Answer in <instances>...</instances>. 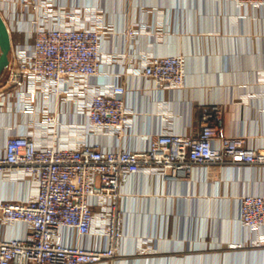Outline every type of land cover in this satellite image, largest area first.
I'll list each match as a JSON object with an SVG mask.
<instances>
[{
    "label": "built area",
    "instance_id": "built-area-1",
    "mask_svg": "<svg viewBox=\"0 0 264 264\" xmlns=\"http://www.w3.org/2000/svg\"><path fill=\"white\" fill-rule=\"evenodd\" d=\"M234 1L264 6V0ZM82 10L56 0H0L6 22L12 17L31 24L25 31L18 29L25 32L24 42L12 38L0 109L17 104L36 117L28 131L6 138L0 154L2 177L30 178L36 186L28 199L0 201V223H24L26 228L21 237H0V264H95L113 259L124 236L121 185L133 174L146 171L172 179L190 175L197 166L264 165V144L222 132L224 107L216 102L196 106L189 131L165 125L143 149H108L90 141L91 135L126 133L133 112L126 106L123 82L98 80L102 64L123 59L102 51L103 39L114 28L100 20L97 11ZM146 30L147 25L137 23L124 32L134 37ZM128 73L142 75L160 89L181 88L185 57L145 54L138 65L130 64ZM261 81L264 84V77ZM68 101L87 116V124L61 129L57 104ZM240 220L254 231V243L264 245V195H242ZM64 228L98 235L104 244L68 243Z\"/></svg>",
    "mask_w": 264,
    "mask_h": 264
},
{
    "label": "crops",
    "instance_id": "crops-1",
    "mask_svg": "<svg viewBox=\"0 0 264 264\" xmlns=\"http://www.w3.org/2000/svg\"><path fill=\"white\" fill-rule=\"evenodd\" d=\"M56 2L97 11L114 28L102 41L103 53L123 57L102 64L98 80L126 85L131 126L123 135H91L90 141L108 149H143L165 125L189 131L196 106L216 102L224 107L222 132L264 144V6L234 0ZM7 22L13 41L24 42L25 32L18 29L25 31L30 22L12 17ZM137 23L148 30L126 35V27ZM145 54L184 55L185 85L160 89L142 75H129L130 64L138 65ZM15 105L0 109V154L6 138L25 133L36 118ZM57 105L61 129L87 124L73 102ZM35 187L33 179L0 175V201L28 199ZM121 191V249L95 264H264V245L254 243V231L240 220L242 195H264V165L197 166L190 175L172 179L142 171L122 183ZM25 231L24 223H0V237H21ZM62 234L68 243L104 244L98 235H79L71 228Z\"/></svg>",
    "mask_w": 264,
    "mask_h": 264
},
{
    "label": "water",
    "instance_id": "water-1",
    "mask_svg": "<svg viewBox=\"0 0 264 264\" xmlns=\"http://www.w3.org/2000/svg\"><path fill=\"white\" fill-rule=\"evenodd\" d=\"M12 36L6 20L0 12V76L10 63Z\"/></svg>",
    "mask_w": 264,
    "mask_h": 264
},
{
    "label": "rangeland",
    "instance_id": "rangeland-1",
    "mask_svg": "<svg viewBox=\"0 0 264 264\" xmlns=\"http://www.w3.org/2000/svg\"><path fill=\"white\" fill-rule=\"evenodd\" d=\"M7 77V69L4 71V73L0 76V84L4 82V80Z\"/></svg>",
    "mask_w": 264,
    "mask_h": 264
}]
</instances>
